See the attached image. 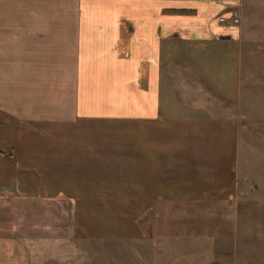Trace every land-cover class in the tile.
<instances>
[{
    "label": "rangeland",
    "instance_id": "rangeland-1",
    "mask_svg": "<svg viewBox=\"0 0 264 264\" xmlns=\"http://www.w3.org/2000/svg\"><path fill=\"white\" fill-rule=\"evenodd\" d=\"M237 7L240 23L220 24L224 34L199 41L167 37L163 59L166 162L210 166L213 191L191 200L167 196L148 203L138 195L126 201L120 194L127 190L141 194V187L126 184L140 185L142 172L126 170L127 156L112 152L128 140L103 132L101 179L84 186L86 196L39 197L32 218L23 205V233L32 234L20 236L26 264H264V0H239ZM12 38L0 43L2 97L10 99L15 71L31 59L29 44ZM37 129L48 135L37 140V151L61 146L60 127ZM175 148L186 150L173 157ZM186 173L193 180L207 174L178 171L174 180L169 170L167 185L174 188Z\"/></svg>",
    "mask_w": 264,
    "mask_h": 264
},
{
    "label": "crops",
    "instance_id": "crops-1",
    "mask_svg": "<svg viewBox=\"0 0 264 264\" xmlns=\"http://www.w3.org/2000/svg\"><path fill=\"white\" fill-rule=\"evenodd\" d=\"M238 1L0 0V43L12 36L14 42L29 44L31 56L14 73L11 99L2 97L0 74V264H26L20 236L32 234L31 229L23 233V205L29 204L32 218L31 204L39 197L60 194L80 201L86 196L84 186L101 179L96 172L103 169V132L109 139L114 131L128 140L112 152L127 156L126 170L142 172L140 185L134 180L126 184L128 189L141 187V194L127 190L120 194L126 201L138 195L148 203L167 196L191 200L213 191L210 166L173 158L166 162L163 59L167 37L199 41L226 33L218 17ZM187 121L189 127L196 124ZM38 125L60 127L61 146L49 143L37 151V140L48 138ZM185 150L175 148L170 154ZM57 165L60 171L54 169ZM169 170L174 180L178 171L207 174L193 180L186 173L171 188Z\"/></svg>",
    "mask_w": 264,
    "mask_h": 264
},
{
    "label": "built area",
    "instance_id": "built-area-1",
    "mask_svg": "<svg viewBox=\"0 0 264 264\" xmlns=\"http://www.w3.org/2000/svg\"><path fill=\"white\" fill-rule=\"evenodd\" d=\"M237 7H232L227 13H224L218 17L219 23L224 26H236L240 23L241 15Z\"/></svg>",
    "mask_w": 264,
    "mask_h": 264
}]
</instances>
